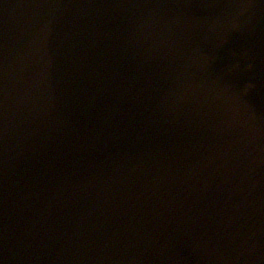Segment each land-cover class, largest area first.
Returning a JSON list of instances; mask_svg holds the SVG:
<instances>
[{
	"label": "water",
	"instance_id": "obj_1",
	"mask_svg": "<svg viewBox=\"0 0 264 264\" xmlns=\"http://www.w3.org/2000/svg\"><path fill=\"white\" fill-rule=\"evenodd\" d=\"M0 264H264V0H0Z\"/></svg>",
	"mask_w": 264,
	"mask_h": 264
}]
</instances>
